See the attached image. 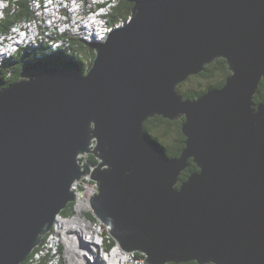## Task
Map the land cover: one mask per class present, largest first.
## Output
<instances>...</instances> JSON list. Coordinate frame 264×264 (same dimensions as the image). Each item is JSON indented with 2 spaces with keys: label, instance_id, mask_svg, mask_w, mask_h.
<instances>
[{
  "label": "water",
  "instance_id": "95a60500",
  "mask_svg": "<svg viewBox=\"0 0 264 264\" xmlns=\"http://www.w3.org/2000/svg\"><path fill=\"white\" fill-rule=\"evenodd\" d=\"M93 49L85 78L0 88V264L26 262L88 175L94 215L144 264H264V0H139ZM220 59L223 88L179 93ZM156 117L184 120L179 158L145 134Z\"/></svg>",
  "mask_w": 264,
  "mask_h": 264
},
{
  "label": "trees",
  "instance_id": "16d2710c",
  "mask_svg": "<svg viewBox=\"0 0 264 264\" xmlns=\"http://www.w3.org/2000/svg\"><path fill=\"white\" fill-rule=\"evenodd\" d=\"M5 1L9 3V8L5 12V19L0 21V31L8 32L11 29V27L15 25L17 22L18 23H22L23 21L29 22V20L32 21L31 19L35 17V12L30 5V0H5ZM136 1L138 0H114V4L117 5L111 8L112 9V12L110 13L111 21L117 22L119 20L128 19L129 17H131L132 9ZM107 2L109 3L110 1ZM109 4L111 5V3ZM58 38L59 36L56 37L57 41H59ZM61 42L65 43L64 45L66 47L70 46V44L66 42V40H61ZM76 43L78 44V46H76ZM76 43L72 42L73 48L71 49V51H74L78 55L79 52L80 53L81 51L84 52L83 49L86 47L89 50L93 51V48L90 44L83 45V43L80 41ZM23 51H24L23 54L18 55L17 57H14L12 59H8L3 64L5 66L0 71L1 88L7 87L10 83H13L14 81L18 80L21 77L20 75H17L14 76L12 80L10 81L7 80L8 77L7 75L9 74V71L15 70L16 67L18 68H20L21 66L25 67L26 73H30V72L38 73L47 70L53 66H58L60 68L67 67L68 69H73V70H77L78 68L79 69L83 68L85 69V71H88L93 63L91 62L90 64L87 65L84 62L83 58H79L78 60L74 56V54L69 51H64V52L54 51L50 45H40L38 48H33L32 46L28 48L23 47ZM42 53H45L48 56H42ZM26 55H29L30 58L27 61H24L23 57H25ZM94 57L95 56H93V58ZM47 60H49L51 64H49ZM22 74L23 72L21 73V75ZM229 75L230 72L228 71V66L226 61L220 59L215 63H213L212 65L206 67V70L201 75L193 77L194 79L191 78V80L197 79L198 81H201V79H205L206 81L202 83L201 88H195L194 90H187L186 87H183V85L185 84L184 83L179 87V92L181 95L185 96V98L195 99L200 95L205 94L209 90L223 88L226 83V79ZM205 86L207 90L205 89L204 91L203 88ZM254 101L256 105L264 103V79L259 87V91ZM183 122L184 120L177 122H170L168 120L162 119L161 117H156L154 119H150L145 124L144 131L145 134L150 135L151 138H153L154 141H156V143L163 146V148L165 149V153H167L165 155H167L171 159L179 158L182 154V151L185 148L184 143L186 140L181 130ZM88 160L92 165H97L98 163L96 158L92 155L89 156ZM196 171H198L196 165L194 163H190V168L186 173L182 174L181 180L182 181L186 180L191 173ZM71 208L72 205L70 204L69 207L62 212V214L69 215L71 213ZM104 236H107V234L104 233ZM116 246L117 245L114 240L105 238L106 252H110L109 249H113ZM42 249L43 248H41L40 251H38L37 253L41 252ZM36 254L34 258L31 259V264H39L42 258L50 253H45L40 257V259H36ZM135 255H137L136 256L137 258H142V254L140 253H137ZM58 263L64 264L65 262L62 263L61 258H58ZM23 264H26V262ZM168 264H176V263H168ZM186 264H198V263L190 262Z\"/></svg>",
  "mask_w": 264,
  "mask_h": 264
},
{
  "label": "clouds",
  "instance_id": "9594fccd",
  "mask_svg": "<svg viewBox=\"0 0 264 264\" xmlns=\"http://www.w3.org/2000/svg\"><path fill=\"white\" fill-rule=\"evenodd\" d=\"M37 1V2H36ZM68 1H70L69 2V4H73L74 5V12H72V13H70V14H68V12H67V14H68V16H69V18L70 19H72L71 18V15H74L75 16V18L74 19H72V20H70L71 22H75V23H73V24H71L72 25V29H77L78 28V24H77V22H80V21H83V24H81V26H83V29L85 30V31H90L91 33H93V34H100L101 32H103L104 33V36H100V37H98V39H96L95 37H93V36H91V38H93L92 40H90V41H86L82 36H80V37H77V38H74V36H73V34H72V30L71 29H68L67 30V32L66 33H64V34H62V35H60L59 36V38H58V40L59 41H61L60 40V38L61 37H66L67 38V40H66V42H68L69 44H70V46L69 47H66V46H59L57 49H54V51H69V52H71V53H73L74 54V56L79 60V58H83V60H84V62L88 65V64H90L91 62H94V59H95V57L93 58V56H96V54H95V50L93 49V51H84L85 53H83L82 51H81V53L79 52V55L77 54V53H75L74 51H71V49L73 48L72 46V42H74V43H76V42H78V41H80V42H82L83 43V45H86V44H90L91 46H92V48H93V44L94 43H97V42H105V41H107L108 40V38H109V36L114 32V31H116V30H119L118 29V27L119 26H123L124 27V24H127L130 20H131V17H129L128 19H122V20H119V21H117V22H112L111 21V18H110V13L112 12V9L110 10V11H108L107 12V10L109 9V8H113L115 5H117L118 4V1H117V4H114V5H112V3L113 2H111L112 0H96V1H91V0H75V3L76 4H74L72 1L73 0H68ZM107 1H110L109 3H111V5L107 2ZM30 5H31V7H32V9H33V6L37 3L38 4V8H37V11H40L42 14H47L48 12H49V8H50V6L52 5L53 6V4H51V3H49L48 2V0H30ZM36 2V3H35ZM0 3H4L5 5H6V7H7V9L9 8V3L7 2V1H5V0H0ZM6 9V10H7ZM34 12H35V17H36V11L34 10ZM101 14V15H100ZM35 17L33 18V19H31V20H34L35 19ZM30 21V20H29ZM87 21H90L91 23H93V29H94V31L92 32L91 31V29H88L87 28V26H88V22ZM24 22H26V21H23L22 23H16L15 25H13L14 26V29H12V27H11V29L8 31V32H2V31H0V34H1V36H0V38L1 37H5V38H7V37H9V32L11 31V30H14V31H16L17 33H18V37L17 36H15V39L14 40H12L11 42H7V46L9 47V46H11L12 44L13 45H15L14 47H18V46H21V47H18V48H16L15 50H13L12 52H9L10 54L6 57V58H8L9 56H10V59H12V58H14V57H17L18 55H21V54H23L24 53V51H23V45H21V41H20V39H26L28 36H26L25 34H23L24 32H22V30H24L23 28H22V24L24 23ZM19 29H20V31L22 32V33H19L18 31H19ZM113 29H115L113 32H111ZM76 41V42H75ZM76 46H78V44L76 43ZM5 47V45H2V44H0V50L1 51H3L4 52V50H3V48ZM87 48V47H86ZM88 49V48H87ZM87 52H89L88 54H89V56H92L91 57V60H90V62H89V60L87 59V57L85 56V54H87ZM42 56H48L47 54H45V53H42ZM6 58H3V59H6ZM92 65H93V63H92ZM5 65H0V71H1V69L4 67ZM92 67V66H91ZM19 70H10L11 71V73H10V71H9V74L7 75L8 77H7V80L8 81H10V80H12L13 78H14V76H17V75H20L21 77L18 79V80H20V79H22L23 78V76L25 75V74H29V73H26L25 71H26V69H25V67H20V68H18ZM90 70V69H89ZM88 70V71H89ZM88 71H87V73H88ZM229 71V70H228ZM23 72V74L21 75V73ZM30 73H32V72H30ZM39 73V72H38ZM18 80H16V81H18ZM16 81H14V82H16ZM11 84V83H10ZM9 84V85H10ZM207 93V92H206ZM256 97V96H255ZM255 100V99H254ZM181 121V120H180ZM96 143V142H95ZM95 146V144L92 146V147H94ZM89 156L90 155H88V156H85V157H81L80 158V160H81V162L83 161V160H88L89 159ZM97 160V159H96ZM97 162H99L98 160H97ZM190 162H192V163H194V161L193 160H190L189 161V164H190ZM195 164V163H194ZM196 165V164H195ZM93 166H96V165H93ZM189 167V166H188ZM196 167H197V165H196ZM197 169H198V167H197ZM198 171H199V169H198ZM197 172V171H196ZM192 174V173H191ZM88 176H90V175H88ZM84 179V178H83ZM82 179V180H83ZM82 180H80V181H82ZM94 181V180H93ZM95 182V181H94ZM182 182V181H181ZM96 183V182H95ZM97 185V184H96ZM73 187V186H72ZM72 192L75 194V192L72 190ZM97 194V193H96ZM95 194V195H96ZM75 197H76V194H75ZM76 203H77V197H76V199H75V202L74 203H71V205H72V208H71V213L69 214V215H63V214H61L60 216H58L57 217V222L55 223V225H54V227H53V229H52V231L49 233V234H47L45 237H44V240H43V242H42V244L39 246V247H37L35 250H34V252L29 256V258L26 260V264H31V259L32 258H34V256H35V254L44 246V245H46V243L48 242V240L50 239V237L52 236V235H54V234H56V229H57V226L59 225V224H61V219H68V218H71L74 214H75V210H74V208H75V205H76ZM69 207V206H68ZM90 208H91V212H87V213H85V217L87 218V219H89V220H91V221H96V220H98L97 218H96V216L94 215V212H93V209H92V207H91V204H90ZM65 211V210H64ZM92 217V218H91ZM98 221H100V220H98ZM101 222V221H100ZM102 223V222H101ZM103 224V223H102ZM106 228V227H105ZM106 231H107V229H106ZM108 233V232H107ZM69 234L70 233H67V234H61L60 235V238L63 240V244L62 245H64V248L63 249H61L60 247H59V252H58V255H59V258H61V260H62V263L65 261V259H68V258H73V260H74V262L72 263V264H80L79 263V259H78V256L79 255H77L76 253H75V250H76V252H78V253H80V252H82V251H84L85 250V245H86V243L88 242L86 239H84V238H80V239H82V242L81 243H78V240H79V238H77L76 239V237H78L76 234L77 233H73L71 236H69ZM109 234V233H108ZM110 235V234H109ZM111 236V235H110ZM112 238V237H111ZM71 240H75V250H71L70 248H69V252L66 254V256L67 257H65V247L67 246V243H68V241H71ZM112 240H113V238H112ZM68 245H70V244H68ZM117 245V244H116ZM69 247V246H68ZM91 249L93 250V251H96L97 252V254L99 255V257H100V252H98L97 251V249H96V247H94L93 245H91ZM50 255V256H49ZM49 256V257H48ZM48 258H49V261H50V259H52V254L50 253V254H48L47 256H45V257H43L42 258V260L39 262V264H49V261H48ZM54 258V257H53ZM142 258L144 259L145 257H144V255L142 254ZM92 259V258H91ZM92 260H99L97 257H95V259H92ZM48 261V262H47ZM58 261V260H57ZM65 264V263H64ZM208 264H213V261H208Z\"/></svg>",
  "mask_w": 264,
  "mask_h": 264
},
{
  "label": "bare ground",
  "instance_id": "6f19581e",
  "mask_svg": "<svg viewBox=\"0 0 264 264\" xmlns=\"http://www.w3.org/2000/svg\"><path fill=\"white\" fill-rule=\"evenodd\" d=\"M139 1V0H138ZM111 2H113L112 3V5L114 4V0H112ZM111 5V6H112ZM112 8V7H111ZM110 8V9H111ZM110 9H108L107 10V12L110 10ZM101 15V14H100ZM71 17L74 19L75 17H73V15H71ZM52 18H53V21L55 22L56 21V17L55 16H52ZM71 20V19H70ZM34 21V22H33ZM36 22H37V20H32V21H29V22H27V25H32L33 23H35L36 24ZM88 22V21H87ZM88 23H91V22H88ZM81 24H83V21H81V22H79L78 23V25H79V27H80V30L82 29L83 30V32L82 33H80V34H73V36L74 37H80V36H82L86 41H90V40H92L93 38H91V36H93V37H95L96 38V36H95V34H90L91 36H90V38L88 39L87 38V35L86 34H88V33H86V32H84L85 30L83 29V26H81ZM126 24H124V26H125ZM87 28L88 29H91V30H94L93 29V23H91V25H89L88 24V26H87ZM123 28V26H119L118 27V29H122ZM57 29H60V28H57ZM48 30H49V28H42V35H44L45 37H42V35H40L39 37H42L41 39H39V37H37V40L38 41H36V40H33L32 39V36L31 37H27L26 39H20V41H21V45H23V47H25V48H28V47H30V46H32L33 48H38L40 45H47L48 43H50V44H52L53 45V43L54 42H50L49 40L46 42V40L45 39H49V37H47L46 36V34H47V32H48ZM61 30H63V32H61L60 34L57 32V34L56 35H54V37H53V40L55 41V43H59L61 46H65L64 44L65 43H63V42H61V41H57L56 40V37L57 36H60V35H62V34H64V33H66L67 32V30L68 29H61ZM115 29H113L111 32H113ZM55 31V30H54ZM15 36H19L18 35V33L17 32H14L13 34H12V38H14L15 39ZM100 36H104V33L103 32H101V34H99V37ZM96 39H98V38H96ZM13 39H10L9 37H7V38H5V37H1V41H0V44H2V45H5V47H8V46H6L7 45V42H11ZM49 45V44H48ZM15 45H11V46H9L8 48H7V50L6 49H4L3 48V50H4V52L3 51H0V64L1 65H3L4 63H5V61L6 60H8V59H10L9 57L8 58H6L10 53H7V51H9V52H12L13 50H15L16 48H18V47H21V46H18V47H14ZM55 46V45H54ZM53 46V47H54ZM56 48H58L59 46H55ZM53 49V48H52ZM3 58H6V59H3ZM53 67H58V66H53ZM62 69H68L67 67H61ZM78 68V67H77ZM71 71H73V72H76V73H78V75L81 77V78H85V77H87L88 76V73H87V71H85V69H77V70H73V69H70ZM1 88V87H0ZM180 93V92H179ZM184 123V122H183ZM156 143V142H155ZM157 144V143H156ZM163 156H166L165 155V152L163 153ZM167 157V156H166ZM173 159V158H172ZM76 182H78V181H76ZM75 184V183H74ZM73 184V185H74ZM77 212V215H78V217L80 218V220L82 221V223H83V228H82V230H80V234H82L83 236H85V237H87L88 239H89V237H91V239H89V241L86 243V245H85V250L84 251H82V252H80V253H78V252H76V250H75V253L77 254V255H79L78 256V259H80L81 261H79V263L80 264H113V262H110V261H112L113 259H114V257H115V250H117V248H120V247H118V246H116L111 252H106V254H104L103 256L101 255V251H99L100 252V257H99V255L97 254V252L96 251H93L92 249H91V242H93L94 244H96L97 245V247H100V248H102V250L103 249H105V242L103 241V239H99V241H100V243L99 244H97L96 243V241H97V239L93 236V234L92 233H104L105 231H106V228H105V226H104V229H103V227H102V224L101 223H99V222H97L98 220H96V221H91V220H89V219H87L86 217H85V213H87V212H91V211H85L84 209H79V210H77L76 211ZM72 224H76V223H72ZM61 226H62V228H64V226H65V224H63V223H61ZM68 233H70L69 234V236H71L74 232L73 231H68ZM109 238V237H108ZM110 238H111V236H110ZM112 239V238H111ZM91 241V242H90ZM82 242V239H79L78 240V243H81ZM61 248L63 249L64 248V245H62L61 246ZM121 249V248H120ZM122 250V249H121ZM40 251V250H39ZM58 251V250H57ZM124 250H122V252H123ZM59 252V251H58ZM58 252H56L55 253V255H54V258H59V255H58ZM125 252V251H124ZM132 253H135V252H132ZM126 257L125 258H122V259H119V261L117 262V264H133V262H130V261H144V259L143 258H137L136 256L137 255H135V254H127V252L124 254ZM144 255V254H143ZM108 257V259L107 260H105L104 258L105 257ZM144 256H146V255H144ZM95 257H97L99 260H92V259H95ZM39 258V253H37L36 254V259H38ZM92 258V259H91ZM112 259V260H111Z\"/></svg>",
  "mask_w": 264,
  "mask_h": 264
},
{
  "label": "built area",
  "instance_id": "2783aa9c",
  "mask_svg": "<svg viewBox=\"0 0 264 264\" xmlns=\"http://www.w3.org/2000/svg\"><path fill=\"white\" fill-rule=\"evenodd\" d=\"M50 8L48 9L49 12L45 15L42 14L40 11H37L38 4H35L33 6V10L36 11V17L34 20H37V28H28L27 27V21L22 24V27L26 30L24 33L26 36L31 34L33 40H37V37L42 35V28H49V34L51 32H54L57 28H65L67 29L68 26L71 25L70 18L68 14L74 12V5L69 4L67 0H51ZM76 4V3H75ZM69 9V10H68ZM110 9V8H109ZM68 12V14H67ZM38 13H40L38 15ZM50 16H55L56 21L54 22ZM46 20H50L51 23L45 24ZM36 32V33H34ZM72 190L75 192L77 197V203L75 205V208L77 209H84L85 211H91L90 208V199L95 196L97 193V185L96 183L91 179V176L85 177L82 181L76 182ZM68 231H73L74 233H77V238H84L87 241L89 239L82 234H80V224H69V229H66V234ZM91 242V241H90ZM75 240L68 241L67 246L65 248H70L71 250H75ZM70 244V245H68ZM91 245L96 247L97 251H100V247H97L96 244L91 242ZM69 246V247H68ZM59 249V248H58ZM59 251V250H58ZM127 254H137L135 253H127ZM133 262V264H144V261H130Z\"/></svg>",
  "mask_w": 264,
  "mask_h": 264
},
{
  "label": "rangeland",
  "instance_id": "374dc122",
  "mask_svg": "<svg viewBox=\"0 0 264 264\" xmlns=\"http://www.w3.org/2000/svg\"><path fill=\"white\" fill-rule=\"evenodd\" d=\"M68 1V0H67ZM91 1H96V0H91ZM37 2V1H36ZM35 2V3H36ZM70 1H68V3H69ZM73 2V1H72ZM116 3V2H115ZM37 4V3H36ZM114 5V4H113ZM69 10V9H68ZM40 13H38V15H39ZM73 17H75L74 15H73ZM50 18L53 20V18H52V16H50ZM72 18V17H71ZM56 19V18H55ZM73 19V18H72ZM71 19V20H72ZM34 22V21H33ZM81 22V21H80ZM88 22H90V21H88ZM47 23H51V21L50 20H46L45 21V24H47ZM75 23V22H74ZM79 22H77V24H78ZM71 24H73V23H71ZM89 25H91V23H88ZM27 27L28 28H37V22H36V24L35 23H33L32 25H27ZM73 27H72V25H70V26H68L67 27V29H71L72 30V33L73 34H80V33H82L83 32V30L81 29L80 30V27L78 26V28L77 29H72ZM61 29H65V28H60V29H56L54 32H51V34H49V30H48V32H47V34H46V36L47 37H49V39L47 38V39H45L46 40V42L49 40L50 42H54L53 43V45L52 44H50V43H48L52 48H53V50L54 49H57L55 46H61L59 43H55V41L53 40V37H54V35H56L57 34V32L60 34L61 32H63V30H61ZM58 30V31H57ZM92 32L94 31V30H91ZM84 32H86V33H88V34H86L87 35V38L89 39L90 38V34H92L90 31H84ZM34 33H36V32H34ZM101 34V33H100ZM95 36H96V38H98L99 37V34L97 35V34H95ZM28 37H31V34H29L28 35ZM42 37H45L44 35H42ZM42 37H39V39H41ZM60 40H67V38L66 37H61L60 38ZM0 41H1V38H0ZM36 41H38V40H36ZM47 44V45H48ZM55 45V46H54ZM7 46V45H6ZM54 46V47H53ZM7 48L8 47H4V49H6L7 50ZM84 51H88L89 49H87V48H84L83 49ZM1 51V50H0ZM90 51V50H89ZM84 53V52H83ZM89 52H87V54H85V56L87 57V59L89 60V62H90V60H91V57L92 56H89V54H88ZM30 58V56L29 55H26L25 57H23V60L24 61H27L28 59ZM47 62L49 63V64H51V62L49 61V60H47ZM1 65V64H0ZM15 70L17 71V70H19L18 69V67H16L15 68ZM10 73H11V71H10ZM192 79H194L193 77H192ZM190 80V81H189ZM188 81L189 82H187V83H185L184 85H183V87H186V89L187 90H194L195 88H201V85H202V83H204V81H206L205 79H201V81H198L197 79L196 80H191V78L189 79ZM211 82V81H210ZM204 89V91H205V89H206V86L203 88ZM207 90V89H206ZM76 183V182H75ZM74 210H75V214L71 217V218H68V219H61V223H63V224H65V226H64V228H62V226H61V224H59L58 226H57V229H56V234H54V235H52L51 237H50V239L48 240V242L46 243V245H44L42 248V251L41 252H39V258L38 259H40V257L42 256V255H44L45 253H51L52 255H53V257H54V255H55V253L56 252H58L57 250H58V248L60 247L61 248V246H62V244H63V240L60 238V235L61 234H66V229H69V224H72V223H77V224H80V230H82V228H83V223H82V221L80 220V218L78 217V215H77V210H79V209H77V208H74ZM97 222H99V223H101L100 221H97ZM102 224V223H101ZM102 227H103V229H104V225L102 224ZM104 233H106L107 234V236H104ZM104 233H92L93 234V236L97 239V240H99V239H103V241L105 242V238H107V239H111L110 238V235L107 233V231H105ZM109 237V238H108ZM118 246V245H117ZM115 248V247H114ZM113 248V249H114ZM112 249V250H113ZM100 251H101V255L103 256L104 254H106V250L105 249H103L102 250V248H100ZM69 252V248H65V257H67L66 256V254ZM115 254V257H114V259L112 260V261H110V262H113V264H117V262L119 261V259H122V258H125L126 256L124 255L126 252H122V250L120 249V248H117V250H115V252H114ZM52 257V259L49 261V264H60V263H58V258L56 257V258H53ZM79 261H81L80 259H79ZM65 264H72L73 262H74V260H73V258H68V259H65Z\"/></svg>",
  "mask_w": 264,
  "mask_h": 264
},
{
  "label": "snow or ice",
  "instance_id": "6c2138e0",
  "mask_svg": "<svg viewBox=\"0 0 264 264\" xmlns=\"http://www.w3.org/2000/svg\"><path fill=\"white\" fill-rule=\"evenodd\" d=\"M48 2H49V3H51V0H48ZM73 3L75 4V0H73ZM89 239H91V237H89ZM96 243H97V244H99V243H100V241H99V240H97V241H96ZM109 251L111 252V251H112V249H109ZM104 259H105V260H107V259H108V257L106 256Z\"/></svg>",
  "mask_w": 264,
  "mask_h": 264
},
{
  "label": "flooded vegetation",
  "instance_id": "af4514ba",
  "mask_svg": "<svg viewBox=\"0 0 264 264\" xmlns=\"http://www.w3.org/2000/svg\"><path fill=\"white\" fill-rule=\"evenodd\" d=\"M185 144V143H184ZM190 163H192V162H190ZM190 168V164H189V167H188V169ZM188 169L184 172V173H186L187 171H188Z\"/></svg>",
  "mask_w": 264,
  "mask_h": 264
}]
</instances>
